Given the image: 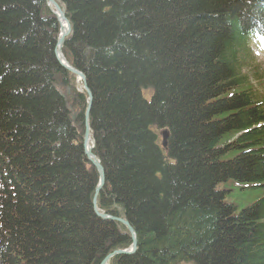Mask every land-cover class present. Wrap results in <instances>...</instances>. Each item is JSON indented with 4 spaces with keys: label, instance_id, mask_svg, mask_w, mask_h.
Listing matches in <instances>:
<instances>
[{
    "label": "trees",
    "instance_id": "obj_1",
    "mask_svg": "<svg viewBox=\"0 0 264 264\" xmlns=\"http://www.w3.org/2000/svg\"><path fill=\"white\" fill-rule=\"evenodd\" d=\"M56 1L92 94L97 209L136 235L107 264H264V193L237 211L219 185L264 191L261 77L242 72L254 20L264 48V2ZM58 33L44 0H0V264H100L131 246L93 211L87 96Z\"/></svg>",
    "mask_w": 264,
    "mask_h": 264
},
{
    "label": "water",
    "instance_id": "obj_2",
    "mask_svg": "<svg viewBox=\"0 0 264 264\" xmlns=\"http://www.w3.org/2000/svg\"><path fill=\"white\" fill-rule=\"evenodd\" d=\"M45 1H46L48 6L52 7L51 11L55 14V16L59 22V35H58L56 45H55V49H54L55 58H56L58 64L63 69H66L69 72L75 74L77 76V78L79 80H81L82 86H83V88L86 92V95H87V106H86V110H85V114H84V135H83L82 145H83L84 154L86 156L87 161H89L92 164V166L96 169V172L98 174L97 186L95 188L94 195L92 198L93 211H94L95 215L101 219L115 220V221L119 222L120 224H122L127 229L128 233H129L130 240H131L130 249H117V250H114V251L108 253L100 262V264H106V262L110 258H112L113 256L130 255V254L134 253V251L136 249V235H135L134 229L132 228V226L129 224V222L127 220L122 219V218L113 217V216L107 215L105 213H101L98 211V209L96 207L97 195H98V192L100 191L102 185L104 184L105 174H104V168L100 164L99 160L92 153L93 144L89 145V141L91 138L90 132H89V111H90L91 103H92V94L87 87L84 74L82 72L74 69L72 66H70L67 63V61L64 59V56L62 54L61 48L63 46L65 37L70 32V24H69L68 19L65 16L64 10L59 6V4H57V2L55 0H45ZM61 21H64L66 24V30L65 31H63ZM161 135H162V145L165 147L166 138H167V131L163 130Z\"/></svg>",
    "mask_w": 264,
    "mask_h": 264
},
{
    "label": "rangeland",
    "instance_id": "obj_3",
    "mask_svg": "<svg viewBox=\"0 0 264 264\" xmlns=\"http://www.w3.org/2000/svg\"><path fill=\"white\" fill-rule=\"evenodd\" d=\"M251 19L249 20V22ZM254 21L250 22L253 23ZM251 58L246 61L244 70L242 72L252 73V66H257L260 71H258L259 76H264V54L252 50V54L250 55ZM259 66V67H258ZM263 80V79H262ZM251 84L253 89L258 95L259 99H264V82H259L258 79H251ZM224 189H227L228 192L226 193L225 200L229 203H232L236 206L237 211H239L242 207L249 205L254 199L259 196H262L264 191L261 193L258 189L255 190H242L241 188L231 187L228 188L225 186V183L219 184Z\"/></svg>",
    "mask_w": 264,
    "mask_h": 264
},
{
    "label": "bare ground",
    "instance_id": "obj_4",
    "mask_svg": "<svg viewBox=\"0 0 264 264\" xmlns=\"http://www.w3.org/2000/svg\"><path fill=\"white\" fill-rule=\"evenodd\" d=\"M61 24H62V27H63V31H65L66 30V24H65V22L64 21H61ZM135 252V251H134ZM133 254V253H132Z\"/></svg>",
    "mask_w": 264,
    "mask_h": 264
}]
</instances>
